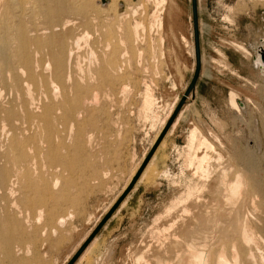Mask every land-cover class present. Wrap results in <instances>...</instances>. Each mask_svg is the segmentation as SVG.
Returning a JSON list of instances; mask_svg holds the SVG:
<instances>
[{"label": "rangeland", "instance_id": "rangeland-1", "mask_svg": "<svg viewBox=\"0 0 264 264\" xmlns=\"http://www.w3.org/2000/svg\"><path fill=\"white\" fill-rule=\"evenodd\" d=\"M93 1L96 4L97 0ZM105 1L107 3L102 4L101 0H99L100 5L98 7L88 9L92 27L80 26V28L83 30L82 27H84V29L89 30L92 35H90V46H95L94 48L97 50H100L98 45L101 47V44H103L102 48L104 47L105 43L103 42H106L107 39L112 41V46L115 41L118 42L117 39L119 38V41L121 40L120 43L125 46L128 43V46L124 47V45L122 46L121 44L120 46V43L118 45L115 42L118 47V53H116L117 51L115 52L118 54L116 55L117 57L115 56L117 64L113 66L112 70L108 71L110 76L108 75L107 77L108 73H105L103 78L101 77L102 75H96V78L94 77L96 80L91 78V80L93 79L92 81L95 80L96 82L99 78V86L95 81L93 83L96 86L93 83L89 84L92 81H86L87 78L90 79L86 74L84 75L87 77L84 78L85 81L77 75H75L77 78L74 75L72 76L73 78L71 77L74 81L71 80V82L67 83L71 84L77 81L83 84L84 82L83 86H85L84 97L86 104L83 103L84 108L82 107L81 110L77 108L72 113L74 116L76 115L75 119L72 118L73 115L70 112V115H68V111V117H64L66 111H64L65 108L61 104H63L66 95L69 93L65 94L62 88L61 93L64 92L65 99L62 98L63 96L61 97L63 94L59 95L62 99H58V97L44 96V93L37 92L35 88L33 90L38 101L30 107V110L36 112L38 116L39 112L40 116L44 115V108L46 109V105L51 104L53 99L54 102L56 99L57 107L63 108H59L60 110L55 108L56 112H58L56 115L63 116L64 118L62 117V119L65 120V124L62 120L58 122L59 125L57 124L58 127L60 125L62 127V129L61 127L58 128V132L62 135L61 138L65 142H62L61 138L54 142V148L56 146L57 151V146H60L58 154L55 153L57 160L55 162L58 164L56 166H59V168L55 166V163H52V166L51 162L46 160V158L49 160L53 157L51 155L48 156L49 148H47L48 146L45 142L46 146L39 145L42 154L46 153L41 154L42 158H45V160L43 159L44 162L43 160L41 161V156H38L35 160L37 168L33 169H36L37 172L33 169H30L29 172L18 170L22 176H16L14 174H17V170H14V173H12L13 171L11 172L12 175H9L10 178L8 176L6 182L4 180L7 178L5 177L4 179L2 174V164L6 161V159H2L5 158L2 156V153L4 155L2 150L7 148V146H0L2 151V153L0 151V158L4 162L0 159V162H2V164L0 163L2 166H0V190L2 193H0V208L2 207L0 210L4 212L3 208H8V204L9 209H5L8 212L5 211L4 213L7 215L10 210H13L9 213L13 222H6L10 223V227L13 224L14 226L12 225V227L14 228H8L9 225L6 222L4 228H6L8 234L10 233L9 236L13 234V231H16L13 237L11 236L12 241L15 239V243L13 242L14 244L10 245L11 251L19 247V250L11 252L12 255L7 254L6 243L3 238H0V248L6 251H0V264H65L70 255L87 236L91 227L96 224L120 190L126 185L136 165L144 154L148 152L154 135L172 113V108L177 104L192 76L194 70V48L190 0H166L164 7L161 6L159 9L154 4V0ZM197 4L201 77L202 82L205 81L204 86L201 88V98L197 101L196 106L193 105L192 94L186 98L182 107L183 111L179 116L182 119L180 135L176 137L172 146L165 147L164 151L161 150L163 144L159 147L156 152L157 158H152L145 176L138 181L139 183H136L140 184V188L136 191V196L127 205L124 204V209L118 213L117 217L108 226L100 228L101 230L96 235L99 238L95 237L84 257L77 262L75 261L74 264H158L162 259L167 258L166 253H185L187 242H197L200 230L209 224L210 219L208 217L214 211L212 203L214 204L216 197V193L211 191L212 189L219 190L223 187L218 185L222 184L218 182V179L223 178L224 181H228L229 178L232 179L237 173L242 174L244 177V188L246 191L242 192L243 196L238 197L242 202L239 200L236 203L240 202L243 204L245 202L243 209L250 215L248 218L249 223L252 222L253 230H257H254L256 237L261 243L262 238L264 239V74H261L257 68L253 67L252 57L256 52L248 48V44L250 43L251 45L253 40L257 41L258 36L261 37L259 43L262 44L261 42H264V0H197ZM157 9L158 12H156ZM54 13L56 15V12ZM73 14L75 15L76 13H71V15ZM118 14H121L118 16L119 18L116 16ZM157 15L162 20V26H158L155 21ZM114 16L116 17L114 18ZM41 17H38V20H41L44 24L48 18L44 15H41ZM75 18L74 22L78 20L80 22L81 19L77 20L78 17ZM104 19L108 21L104 22ZM95 20L98 21V24ZM111 20H115V22L112 23ZM119 21L126 23H120ZM93 22L96 23L95 26ZM110 22L112 23L110 24L111 26L108 25ZM128 22L131 23H129L130 26L127 24ZM136 23L140 24L137 26ZM126 25L131 27V29L134 25V28L138 27L136 28L138 30L136 37L138 41L136 43V39L130 43L125 38V31L129 29V27H124ZM107 27L109 29L108 32L105 29ZM116 27L122 29L120 35L118 34L120 29ZM123 30L124 33L122 32ZM110 34L119 36L117 38L116 35L109 36ZM99 40L100 42L102 41L101 44H98L100 43ZM87 50L86 46H82L79 51L83 54ZM98 56V64H101L102 53ZM93 65V69L96 68L95 65L98 66L97 62ZM22 78L20 95H16L15 91L10 92L6 87L0 97V107L8 108L14 104L18 107L17 112L20 115L26 109L24 106L20 108L18 104L27 97V91L24 86L27 83V81H24V78L27 79L26 74ZM94 86L98 89H94ZM89 87L93 89L91 88L90 90ZM97 90L99 91L96 102L93 99ZM146 92H149L153 97H151L153 102L149 106H145ZM92 93L94 94L92 95L93 98H90ZM17 97L19 100H17ZM89 99L92 102H88ZM37 102L38 104L41 102V107ZM87 102L89 103L88 105ZM235 102L238 103L239 107ZM43 103L46 105H43ZM38 106L41 109L44 108L41 110ZM38 109L39 111L37 112L36 110ZM77 112L80 113L81 117L77 115ZM23 116L16 119L8 116L7 118L5 113L0 114V120L3 119L4 121L5 119L4 122L0 121V131L5 124V127H8H6L7 129L16 128L17 126L21 127V125L27 128L29 123ZM80 118L83 121H80ZM15 120H18L17 123ZM76 120L78 123L75 122ZM69 125L72 131L69 129ZM191 126H197L200 131L197 129L192 130V132L196 131L195 143L191 141L190 135L187 146L183 148L182 146L186 142V134ZM29 127L26 130L23 129L25 133H28L27 130L30 131V134L37 132L34 129L36 125H29ZM78 127L79 134L77 133ZM70 132L73 133V136ZM80 132L84 134L85 139L83 134L82 136L80 135ZM74 134L76 135L74 136ZM0 135H2L0 136V143H2L7 136L5 135L4 137L3 132ZM77 135L81 136V141ZM3 137L4 139H2ZM202 137H206L212 146L201 144ZM82 138L85 140L83 141L84 143ZM59 140H61L60 143H58ZM61 143L62 145H60ZM67 146L69 155H66L68 154ZM78 146L82 149L80 150ZM42 147L47 150L45 151ZM77 147L80 152L77 151ZM61 149L66 153L61 151ZM204 154L208 156L206 165L207 172H210L209 175L211 177L201 180V171H196L197 162L193 161V157H200ZM63 155H66L67 158L64 156L63 159ZM55 158H53V162ZM69 158L70 160H68ZM63 160L68 162L64 163L65 161ZM59 161L63 162L58 163ZM44 163H46V166L43 165ZM61 163L64 164L61 165L62 168L60 167ZM67 163H69V166ZM38 164L40 165L38 166ZM47 164H51L53 169L51 167L50 169L53 171L49 170ZM31 165L34 167L33 163ZM54 166L59 171H54ZM63 167H66V169ZM60 168L62 171L64 169V171L62 172ZM46 170L55 175H49L51 178L54 176L52 180L55 177H60L55 179L57 185L54 182L55 180L52 182L49 176L46 177L50 174V172L47 174L48 171L46 172ZM31 171L36 172V174ZM23 172H27L29 177L27 173ZM37 173L41 174L38 175ZM221 175H224V177H220ZM15 176L21 181L16 178L18 181L15 182V178H13L11 182V177ZM66 177L68 180L65 179ZM46 178L50 180H46ZM25 179L26 182L24 181ZM30 179L34 182H38V180L41 183L43 182L41 184L42 187H40L42 191L41 189L37 190L40 181L33 183ZM70 180L73 182H69ZM22 181L24 182L21 183ZM9 183L12 191L8 190L10 194H7L8 188L6 187ZM26 183L27 186L29 184V187L32 185L30 188L34 192L28 190L30 188L25 185ZM201 183H205L206 187L201 186L202 188H199L198 186ZM14 185L17 190L13 189ZM49 185L52 186H50L51 190L48 189ZM21 186L23 187L21 188ZM43 186L47 187L45 188L47 191ZM191 190L194 192L190 194ZM43 191L44 193L47 192L42 195L46 199H44V202H42L43 198H41L42 201L40 198L37 199L41 192L43 194ZM11 192L14 193L15 198L19 197L22 199L18 198V201L15 202ZM50 192H53L52 195H50ZM46 194L50 196L47 197ZM254 194L259 197L257 198ZM23 195L26 197L25 200ZM28 196L29 200L27 199ZM30 197L32 200L35 198L37 204ZM11 198L16 204L10 206L13 203L10 202ZM2 200L3 203L1 202ZM30 200L33 202L32 206L30 205ZM121 205H118L113 212L117 213V209ZM11 207L13 209H10ZM40 207L43 210L38 209ZM52 207H56L55 210L54 208L52 210ZM16 208L22 211L18 213ZM36 210L41 211L37 213ZM51 210L52 212H50ZM27 212H29V215ZM17 213L22 215L20 216L21 218L17 216ZM58 213L60 214L58 215ZM37 214H40V216L35 217ZM51 214L56 218H53ZM50 218L53 219L51 220ZM14 221L16 224H14ZM16 225L21 226L18 228L19 226L15 227ZM19 229L22 231L20 232ZM15 234L18 240L15 238ZM21 239L22 241H20ZM16 241L17 243L20 241L21 247ZM1 243L5 249L1 246ZM26 245L29 246L26 248ZM22 246L23 249L24 247L26 249H22L20 252ZM262 247L264 251V242ZM140 257L142 259L139 261L138 258Z\"/></svg>", "mask_w": 264, "mask_h": 264}, {"label": "bare ground", "instance_id": "bare-ground-1", "mask_svg": "<svg viewBox=\"0 0 264 264\" xmlns=\"http://www.w3.org/2000/svg\"><path fill=\"white\" fill-rule=\"evenodd\" d=\"M98 1L99 0H97V2L95 4V2L93 0H0V97L3 95L4 92L2 93V91H3V89H6V87H7V89L10 90V92L11 91H15L16 95H20V93L22 91V87L20 86V83H21V81L23 79L22 76L24 77L25 74L27 76V79L24 78V81H27V83L24 82V83H26L25 85L23 83V85L25 86L26 91H27L26 92L27 93V97L24 98L23 100L20 99L21 101L18 104V106L20 108L22 106L25 107L26 111H24V112H25L26 115L24 114L23 111H22L23 112L22 115L18 114V112H17L18 107L15 106L14 104H13V106H10L8 108L0 107V114L5 113L6 117L8 116V117L16 118V119H19V117L24 115L23 117L28 121L29 125H32V126L36 125V128L34 127V129H36L35 131H37L35 134L34 133L30 134L29 130H27L28 133H25V131H24V130L28 129L29 125H28L27 128L24 125H21V127L17 126L16 128L13 127V128L7 129L8 127L7 126H6L7 128L5 127L6 124L5 125L2 124V125H4V127H2L0 132L1 133L3 132L4 137H5V135L7 136L6 139H4V137H3L2 139H4L5 141L2 140L3 142L0 143V146H2V147L5 146V145L7 146V148H5L6 146L4 147L5 149L3 148L4 150H7V151L2 150L4 152V155H3L2 151L0 150L1 153H2V156L5 157V158H2V159H6V161H4L5 162L4 163L2 161V159L0 158L1 161L4 163V164H2V162H0L2 164V166H3L2 167L1 164H0V166L3 169V173H2V171H1V173L4 175L3 176L4 179H5V177L7 178L6 180L3 179L4 181L7 182L8 176L10 174L12 175V173H14V170L15 171L17 170V174H14V175H16V176L17 175L18 176L21 175L22 176V174H20L22 172V170H24V171L26 170V171L29 172L30 169L37 168L36 167V163L37 162H35V160H36V158H38V156H41V154H42V152H41L42 150L39 148L40 144L45 145V142L47 143V146H48L47 148H49L48 156L51 155L53 158L56 157L55 153L58 154V152L60 151L59 150L60 146H57L58 147V151L56 149V146L54 148V144H55L54 142H56V140L60 139L61 136H62L58 132V128L61 127V125L58 127V125H59L58 122H60L62 120V121H64L63 123L65 124V120L62 119L63 116L60 117V116L56 115V113L58 114V112H56V109H59L60 107L56 106L55 102H57V101L55 99V102H54V99H53L52 103L49 104V105H46L45 103H43V105L44 104L46 105V109L43 107L44 110H45V111L43 110V114L44 115H42V112H41L42 116H40V112H39L38 113L39 116H38L36 114V112L31 111L30 107L36 101H38V100H36V97L34 95L35 93H33L34 88H35V90H37V92L40 91V92L44 93L45 94L44 96H52L54 98L58 97V99L59 98L60 99H62V98L65 99L64 92H65V94L69 93L68 95H66V99L63 101V104H61L62 100H61V102H59L65 108L64 111H66V113L64 114V112H63V114H64V117L66 118V117H68L67 116V111H68V113L70 112L72 114V113H74L77 110V108L78 109L80 108L79 110H81L82 107H83V103L86 102L85 101V97H84V94H85V91H84L85 90V86H83L84 82L82 81L83 84H81L80 82L76 81L75 83L73 82V83L69 84L67 82H71V80L74 81V79H71V77L73 75L74 76L77 75L78 77H81L82 80H83L84 78H87V77L84 76L86 74V75H88L90 77V79L87 78L86 81L87 80H91V78H94V77L96 78V75H99V76L102 75L101 77L103 78V77H105V73L107 74L108 71L112 70L113 66H115V64H117L116 63V60H117L116 59V57H117L116 55H118V54H116V53H118V51H117L118 47L115 45L116 41L114 42V45L112 46V41L107 39L106 42H103V43H105V45L102 48V46H103V44H101L102 41L100 42V40H99L100 43H98V44H101V47L98 45V48L100 50H97L96 48H94L95 46L94 47L90 46V44H91L90 43V39H91L90 35L91 34H90L89 30H87L86 28L84 29L85 26H91L92 25L91 20H90L91 18L88 15V9L89 8L93 9V8L98 7V5H100ZM154 1H155L154 4H156L158 9L161 8V6L165 5V3H166V0H154ZM114 2H115V0H114ZM106 3L107 2L105 1V3H102V4H106ZM158 9H157L156 12H158ZM54 12H56V15H54L55 14ZM71 13H76V14L75 15L74 14L71 15ZM95 14H94V16H95ZM100 14H101V12H100ZM41 15L42 16L44 15L45 17L48 18V20L46 19L44 24L42 23L41 20H38V17H41ZM120 15L118 14L116 16L118 17ZM116 16H114V18ZM75 17H78L77 20L81 19L80 22H79V20L77 22H74L76 20ZM121 17H123V16H121ZM94 18L96 19V17H94ZM103 18H105V17H103ZM108 20H110V18H108ZM108 20L104 19V22L108 21ZM111 21H112V23L115 22V20L114 21L111 20ZM155 21L157 22L158 26H162V20H161V18H159V15H157V18H156ZM95 22H97V24H98V21L95 20ZM95 22H93L94 26L96 24ZM119 22L122 23L121 21H119ZM79 23H81V24H79ZM112 23L110 22L109 24L108 23L107 24L110 25ZM129 23L130 22H128L127 24L129 25ZM136 24L138 26L140 23L139 24L136 23ZM135 25L132 27V29H131V27H129L130 25L129 26H127V25L124 26V27H129V29L128 30L126 29V31H125V33H126L125 34V38L127 40H129L128 42H130V43H132L135 39H136L135 43L138 41V39L136 38L137 35H138V30L136 28H138V27L134 28ZM80 26H84V27H82L83 30H81ZM115 26H116V24H115ZM120 26H121V24H120ZM122 26H123V24H122ZM105 27H106V23H105ZM119 27H116V28L120 29ZM95 28H97V27H95ZM112 28H115V27H112ZM98 29H99V27H98ZM105 29H106L107 32L109 31L108 27L105 28ZM110 29H111V27H110ZM103 30H104V27H103ZM121 30L122 29L118 30V32H119L118 34L119 35H120ZM122 32L124 33V30ZM112 33H113V31H112ZM113 35L114 34H110L109 36H113ZM115 35L118 38L119 35L118 36H117V34H115ZM107 36H105V37H107ZM120 37H122V36H120ZM99 38L101 39V37H99ZM92 39L94 40V38H92ZM112 39H114V38L112 37ZM119 39H117L118 42H116L118 45H119V43L121 41V40L119 41ZM123 41H124V39H123ZM261 43L262 44H260V46H262V48H264V42L262 41ZM121 44L122 43H120V46H121ZM123 45L124 44H122V46ZM126 45L128 46V43ZM82 46H86V48H88V50L85 53H83V54L79 51ZM127 46L124 45V47H127ZM99 52L102 53V57H101L102 63L101 64L100 63L98 64V62H99L98 61L99 60V56L98 55L100 54ZM120 53H122V52H120ZM96 62H97L98 66L95 65L96 68L93 69V67H94L93 64H95ZM254 65L256 67L260 68V70L264 74V64L260 60V53H259V51L257 49H256L255 57H254ZM114 70H116V69H114ZM200 71H201V69H200ZM108 75H109V73L107 74V77H108ZM98 79H97V82L95 81L96 79L94 80L96 84H98V82H100L99 81L100 79L99 80ZM79 80H81V79L79 78ZM84 81H85V79H84ZM94 81L89 82V84L93 83ZM85 84H86V82H85ZM99 84H98V86H99ZM95 86H94V89L97 88ZM61 88L64 91L62 93H61V91H62ZM89 88L91 90L92 87H89ZM98 91L99 90H97V92H95V95L93 93L91 95L89 94L91 96V97L90 96L89 97L93 98L92 95H94V99L93 100L96 101L97 100ZM87 93H88V91H87ZM60 94H63V95H61V97L63 96L62 98L59 96ZM52 97H50V98H52ZM151 97H152L151 94L149 92H146L145 106H149L151 104V102H153L152 101L153 97L152 98ZM44 98L46 99L47 97H44ZM47 99H49V98H47ZM17 100H19V98ZM47 102L49 103V101H47ZM88 102H92V100L89 99ZM88 102H87V105L89 104ZM235 103L239 107L238 103L237 102H235ZM37 104H38V102H37ZM38 105H40V107H41V102H39ZM38 108H39V106H38ZM39 109H41V108H39ZM39 109L36 110V111L38 112ZM60 109H63V108H60ZM172 109H174V108H172ZM54 110H55V112H54ZM84 111H86V110H84ZM70 113L68 115H70ZM79 114L80 113H78L77 115H79ZM59 115H61V114H59ZM75 116L73 115L72 118L75 119L76 118ZM79 116L81 117V115H79ZM82 119H83V115H82ZM82 119L80 118V121ZM1 120L3 121V119H1ZM4 121H5V119H4ZM17 121H16V123H17ZM67 121H69V120H67ZM71 121H73V120H71ZM75 122H77V120ZM165 122H166V120H165ZM28 123H25V124H28ZM61 124H62V122H61ZM70 124H72V123H70ZM66 125H67V123H66ZM75 125H77V124H75ZM77 126H79V125H77ZM81 126H83V125H81ZM81 126H80V128H81ZM61 129H62V127H61ZM69 129H71V131H72L71 126H70ZM32 131H33V129H32ZM32 131H31V133H32ZM76 131H77V129H76ZM81 131H83V130H81ZM77 133L79 134V127H78ZM70 134H72V136H73V133L70 132ZM82 134L83 133L80 132L81 136H82ZM65 135H66V133H65ZM68 135H69V132H68ZM75 135L76 134H74V136ZM0 136H2V135H0ZM77 136L79 137V135H77ZM81 136L79 137V140H80ZM195 136H196V131H193L191 133V136H190L191 137V141L194 142V137ZM70 138H72V137H70ZM83 138L85 139L84 134H83ZM83 138H82V142L85 141V140H83ZM202 138L203 139H202L201 144H203V145H211V143L209 142V140L206 137H202ZM73 139H72V142H73ZM60 141L61 140H59L58 143H60ZM78 141H77V145L79 144ZM0 142H1V140H0ZM62 142H65V141L62 139ZM69 142H70V140H69ZM58 143H56V145H58ZM63 144H65V143H63ZM74 144H75V142H74ZM80 144H81V142H80ZM60 145H62V143ZM44 147H42V149ZM78 147H77V151H78ZM44 149H45V151L47 150L46 148H44ZM62 149H61V151H63ZM68 149L69 148L67 146V152L69 151ZM81 149L82 148H80V150ZM77 151H75V152H77ZM78 152H80V151H78ZM45 153H43V154H45ZM64 153H66V152H64ZM59 155H60V153H59ZM66 155H69V152ZM66 155L62 156L63 159H64V156L66 157ZM42 157L43 156H41V158ZM196 157H198V156H196ZM196 157H193V161L195 160L197 162V170L196 171H199V172L201 171V180H203V178L207 179V177H211L209 175L210 172L209 173L207 172L208 171L207 165H206V163H208L207 154H204L203 156H200L198 158H196ZM53 158H50L49 160L46 158V160L51 162V164L55 163V166L58 165L55 162L56 158L54 159V162L52 161ZM43 159L45 160V158H42L41 161ZM150 159H149V161H150ZM44 160H43V162H44ZM68 160H70V158ZM30 161H31V163H30ZM63 161H65L64 163L68 162L66 160H63ZM63 161H59L58 163L63 162ZM75 161H76V159H75ZM70 162L73 164L72 161H70ZM148 162H147V164H148ZM32 163L34 164V167L31 165ZM45 164L46 163H44L43 165H45ZM51 164H49L50 166L47 164L50 171L53 169L51 167ZM147 164L145 165V167L147 166ZM39 165L40 164H38V166ZM61 165H64V164L61 163L60 167H61ZM67 165L69 166V163H67ZM30 166H32V167L30 168ZM52 166H53V164H52ZM55 166H54V171H59V170H56L57 168H55ZM70 166H71V164H70ZM40 167H38V168H40ZM50 167L52 169H50ZM56 167L59 168V166H56ZM66 167H63V168L66 169ZM145 167H144V169H145ZM41 168L44 169L43 167H41ZM144 169L142 170V172L144 171ZM18 170L21 171V172L19 173ZM39 170H38V172H39ZM49 170H46V172L48 171L47 174L50 172ZM61 171H62V169H61ZM63 171H64V169H63ZM31 172H33V171H31ZM36 172H37V170H36ZM36 172H33V173L36 174ZM69 172H70V170H69ZM142 172H141V174H142ZM23 173H27V172H23ZM33 173H32V175H33ZM55 173H57V172H55ZM2 174H1V176H2ZM39 174H41V173H39ZM44 174H46V173H44ZM141 174L139 175L138 179L140 178ZM49 175L52 176L54 174H52L50 172V174H48L46 177H48ZM70 175H69V177H70ZM143 175H144V173L142 174V176H141V178L139 180L142 179ZM224 175H221L220 177H224ZM10 176H9V178H10ZM16 176L15 177H11L10 181L12 182L13 178H15V182L20 180ZM51 176H49V177L51 178ZM56 176H58V175L56 174ZM28 177H29V174H28ZM53 177L51 178L52 182L55 179L60 178V177H57V178L55 177L54 180H52ZM38 178H39V176H38ZM41 178H40V180H41ZM0 179H1V177H0ZM21 179H23V178H21ZM43 179H45V178H43ZM65 179L68 180L67 177ZM69 179H71V178H69ZM209 179H211V178H209ZM40 180H38V182ZM46 180H50V179L46 178ZM24 181L26 182V179ZM24 181H22L21 183H23ZM43 181H45V180H43ZM244 181H245L244 177L240 173L235 174L234 177L232 179L229 178L228 181H224L223 178L222 179L220 178V180L218 179V182L222 183V184H218V185H222L223 187H221V189H219V190L218 189L217 190H213L212 189V191H211V192L216 193L215 194L216 197H215V202L213 201L214 204L212 203V206L214 205L213 206L214 207V211H213L212 215L208 217L210 219L209 220V224L210 225L207 223L208 226L204 227L203 229L200 230L197 242L192 241L193 243L192 242L188 243L186 241L187 242V247H186L185 253H166L167 258L164 259V260L162 259V261H160L158 264H264V251L262 249L263 248L262 247V243L264 242L263 241L264 239L261 237L262 238V243H261V241L256 237L255 232H254V230H256V229L253 230V228H252L253 226H251L252 222L249 223L250 221H249L248 216H250V215H249V213H246V211L243 209L244 208L243 204L245 202H243V204H241L240 202L236 203L237 201L240 200V199H238V197L243 196L242 192L246 191L245 188H244V186H245V182ZM6 182H5V184H6ZM15 182H14V184H15ZM28 182H30V181H28ZM32 182L35 183L36 181L35 182L32 181ZM32 182H31V184H32ZM38 182H36V183H38ZM54 182L56 183L57 181L55 180ZM69 182H73V181L70 180ZM41 184H43V182L41 183V181H40L39 187L37 188V190L41 189V191H42V188H40V187H42ZM45 184H48V183H45ZM11 185H12V183H11ZM25 185L27 186V183ZM52 185H53V183H52ZM56 185H57V183H56ZM8 186L10 187V183H9ZM8 186L6 187V188H8L7 189V194H10V192H8V190L12 191V188L10 187L11 188L10 189ZM34 186H36V185L34 184ZM46 186H48V185H46ZM50 186L51 185H49L48 189H50ZM73 186H75V185H73ZM201 186H205L206 187L205 183L204 184L201 183V185L198 186V187L202 188ZM22 187L23 186H21V188ZM27 187H29V184H28ZM32 188H35V187H32ZM45 188H47V187H44V189ZM13 189L17 190V187H15V185H14ZM28 190L33 191L31 188L28 189ZM45 190L47 191V189H45ZM44 191H43V194H42V192L40 193L41 195L38 196L37 199L38 198H40V199L43 198L42 195L47 193V192L44 193ZM52 191H54V190L52 189ZM258 191H259V189H258ZM14 192H16V191H14ZM192 192H194V191L191 190L190 194ZM0 193H1V190H0ZM16 193H18V192H16ZM52 193L50 195H52ZM11 194H13V196L12 195L11 196L14 198L15 202L18 201L17 199L19 197L15 195L16 197H18V198H15L13 192H11ZM38 194H39V192H38ZM66 194H68V193H66ZM46 195H45V197H46ZM50 195H47V197L50 196ZM254 195L256 196L257 194H254ZM31 196H32V194H31ZM244 196H246V195H244ZM33 197H34V195H33ZM23 198H24V200L26 199V197H24V195H23ZM19 199H22V198H19ZM27 199L29 200V196L27 197ZM44 199L45 198H43V201L41 199V201L44 202ZM124 199L125 198H123V200ZM242 199H244V198H242ZM31 200H32V198H31ZM31 200H30V205L33 202L36 203V199L35 198H34L35 201L32 200L33 202H31ZM4 201H5V203L8 204V202H6V200H4ZM122 201H121V203H122ZM245 201H247V200H245ZM1 202L3 203V200ZM10 202H13V199ZM15 202L10 204V206L16 204ZM39 203H40V201H39ZM209 203H210V201H209ZM25 204H26V202H25ZM17 206H19V205H17ZM17 206H15V207H17ZM6 208L7 207L3 208L4 212L6 211L5 210ZM53 208L54 207H52V210H53ZM55 208H54V210H55ZM0 209H2V207ZM7 209H9V204H8V208ZM10 209H13V208L11 207ZM28 209H29V207H28ZM38 209L43 210L41 207L38 208ZM205 209H206V207H205ZM41 210H38V211L36 210V212L38 213ZM48 210H50V209H48ZM52 210L50 212H52ZM12 211L10 210L9 213H11ZM19 211H22V210L19 209L18 213H19ZM4 212L0 210V238H3L4 242L6 243L5 247H7V249L9 250V251L7 250V252H8L7 254H11V252L19 250V247H18V249H16L17 248L16 247L15 248L16 250L13 249V251H11L10 245L15 243L14 242L15 239H14V241H12L13 240L12 237H13V235H14V233L16 231L14 232L13 230H15V229H13L12 230L13 234L10 235V236H9L10 233L9 234L7 233L8 231L6 230V228H4L5 227V222L6 221L10 222L12 220V218H10L9 213L6 215V213H4ZM6 212H8V211H6ZM27 213L29 215V212H27ZM27 213H26V215H27ZM12 214H11V216H12ZM34 214L36 215V213H34ZM40 214L39 215L37 214V216H35V217H39ZM59 214L60 213H58V215ZM41 215L43 216V214H41ZM51 215L53 216V214H51ZM58 215H57V217H58ZM14 216H15V214H14ZM17 216L20 217L22 215L18 214ZM18 217H17V219H18ZM54 217L55 216H53V218ZM252 217H255V216H252ZM256 218H258V217H256ZM253 219H255V218H253ZM20 220H18V221H20ZM40 220H41V218H40ZM257 220H259V219H257ZM31 221H33V220H31ZM60 221H62V220H60ZM11 222H13V221H11ZM206 222H205V224H206ZM3 224H4V226H3ZM14 224H16V222ZM7 225H9L8 226V228H9L10 227V223L9 224L7 223ZM7 225H6V227H7ZM12 225H11V227H12ZM18 226L19 225H16L15 227H18ZM20 226L18 228H20ZM12 228H14V227H12ZM8 230L10 231V229H8ZM19 231L21 232L22 230L19 229ZM256 234H258V233H256ZM16 236L17 235L15 234V238H16ZM18 236H19V234H18ZM95 236L92 238V240L88 243V245L84 248L82 253L79 255V257H78L79 260L82 257H84V254L86 253V251L90 248V246L94 242ZM259 238H260V236H259ZM16 239L18 240V238H16ZM184 240H185V238H184ZM20 241H22V239ZM16 243H17V241H16ZM26 244H28V243H26ZM19 245L21 247L20 243H19ZM1 246H3L2 243H1ZM28 246L26 245V248ZM3 248H4V246H3ZM26 248L24 247V249H26ZM22 249H23V246H22V248H20V252H21ZM183 249H184V247H183ZM0 251L2 252L3 249L0 248ZM3 252H6V251H3ZM4 258H6V257H4ZM138 259L140 261L142 259V257H140ZM147 263H149V261H147ZM144 264H146V263H144Z\"/></svg>", "mask_w": 264, "mask_h": 264}, {"label": "water", "instance_id": "water-1", "mask_svg": "<svg viewBox=\"0 0 264 264\" xmlns=\"http://www.w3.org/2000/svg\"><path fill=\"white\" fill-rule=\"evenodd\" d=\"M191 1V14H192V25H193V48H194V70L192 76L181 95L180 99L178 100L177 104L175 105L172 113L166 120L165 124L163 125L162 129L160 130L157 138L149 148L146 155L142 158L139 166L135 170L134 174L131 176L129 182L117 196V198L112 202L109 208L104 212L101 218L96 222L84 240L79 244V246L74 250V252L70 255L68 260L65 264H74V262L78 259L79 255L82 253L84 248L88 245V243L92 240V238L97 234L100 228L104 225L106 220L110 217L113 211L118 207L121 203L127 192L131 189L134 185L136 180L138 179L139 175L141 174L142 170L144 169L145 165L149 161V159L153 156L156 148L160 144L161 140L163 139L164 135L172 125L173 121L175 120L176 116L178 115L179 111L183 107L186 98L192 93L195 83L198 79L201 69V53H200V35H199V22H198V4L197 0H190ZM101 3H105V0H101ZM260 53V60L264 64V48L260 46L258 48ZM254 60V57H253Z\"/></svg>", "mask_w": 264, "mask_h": 264}, {"label": "crops", "instance_id": "crops-1", "mask_svg": "<svg viewBox=\"0 0 264 264\" xmlns=\"http://www.w3.org/2000/svg\"><path fill=\"white\" fill-rule=\"evenodd\" d=\"M257 41H255V40H253L252 41V43H251V45H250V43L248 44V48L249 49H251V51H255L256 52V49L258 50V48L260 47V43H259V40L261 39V37H257ZM256 54V53H255ZM253 57H255V55L253 56ZM253 57H252V60H253ZM253 65H254V60H253ZM252 65V66H253ZM254 68H257L258 69V71L259 72H261V74H263L262 73V71L260 70V68H258V67H256L255 65L253 66ZM201 75H202V73H201V71H200V74H199V76H198V79H197V81H196V83H195V86H194V88H193V91H192V98H193V105L194 106H196L197 105V101L201 98V88H202V86H204L203 84L205 83V81H203L202 82V77H201ZM232 92V91H231ZM183 111V109H181V111L178 113V115L176 116V118H175V120H174V122L172 123V125H171V127L168 129V131L166 132V134L164 135V137H163V139L161 140V142H160V144L158 145V147L156 148V150H155V152H154V154H153V156L151 157V159H150V161L152 160V158H157V156L158 155H156V152H157V150L159 149V147L163 144V146L161 147V150L162 151H164V148L165 147H170V146H172V144L174 143V141H175V139H176V137H178L179 135H180V132H181V118L179 117L180 116V114H181V112ZM170 116V115H169ZM168 116V117H169ZM168 119V118H167ZM166 119V120H167ZM165 124V122L163 123V125ZM163 125L160 127V129L158 130V132L154 135V137H153V139H152V142L150 143V147H151V145L153 144V142L155 141V139L157 138V136H158V134H159V132H160V130L162 129V127H163ZM195 129H197L198 131H200V129L197 127V126H191L190 128H189V130H188V132H187V134H186V142H185V144L182 146L183 148L184 147H186L187 146V143H188V138H189V136L191 135V132H192V130H195ZM149 150V149H148ZM147 153V152H146ZM159 154V153H158ZM146 154H144V156H145ZM143 156V157H144ZM142 157V158H143ZM142 158H141V160H142ZM141 160L138 162V164L136 165V167H135V169L133 170V172H132V174H131V176L134 174V172H135V170L137 169V167L139 166V164H140V162H141ZM150 161L148 162V164H147V166L145 167V169H144V171L142 172V174L144 173V175H143V177L145 176V174H146V171H147V168L149 167V165H150ZM164 171H166V170H164ZM142 174H141V176H142ZM131 176H130V178H131ZM141 176H140V178H141ZM142 177V178H143ZM130 178H129V180H130ZM139 178V179H140ZM136 180L137 182L138 181H140V180ZM129 180H128V182H129ZM127 182V183H128ZM137 182H135L134 183V185L131 187V189L127 192V194L125 195V202H124V200L122 201V205L121 204H119V205H121V206H119V208L117 209L118 210V212L116 213V212H113L112 213V215L106 220V222L104 223V225L101 227V229L105 226H108L109 224H110V222L115 218V217H117V215H118V213L119 212H121L123 209H124V206L125 205H127L131 200H132V198L133 197H135L136 196V191H138V189L140 188V184H136ZM126 183V184H127ZM126 186V185H125ZM124 186V187H125ZM123 187V188H124ZM123 188L120 190V192L123 190ZM120 192L118 193V195L120 194ZM117 195V196H118ZM117 196L115 197V199L117 198ZM114 199V200H115ZM113 200V201H114ZM125 204V205H124ZM111 205V204H110ZM104 214V213H103ZM102 214V215H103ZM93 227H91V229H92ZM90 229V230H91ZM100 229V230H101ZM99 230V231H100ZM90 232V231H89ZM88 232V233H89ZM99 233V232H98ZM97 233V234H98ZM96 234V235H97ZM86 237V236H85ZM95 237H97V239L99 238V236H95ZM94 240V239H93ZM77 261H79V259L77 260ZM76 261V262H77Z\"/></svg>", "mask_w": 264, "mask_h": 264}]
</instances>
